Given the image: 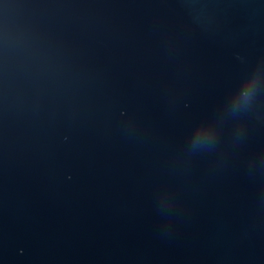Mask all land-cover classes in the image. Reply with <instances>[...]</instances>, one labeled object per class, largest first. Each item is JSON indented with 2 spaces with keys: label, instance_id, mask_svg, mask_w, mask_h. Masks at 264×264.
<instances>
[{
  "label": "water",
  "instance_id": "water-1",
  "mask_svg": "<svg viewBox=\"0 0 264 264\" xmlns=\"http://www.w3.org/2000/svg\"><path fill=\"white\" fill-rule=\"evenodd\" d=\"M0 264H264V0H0Z\"/></svg>",
  "mask_w": 264,
  "mask_h": 264
}]
</instances>
